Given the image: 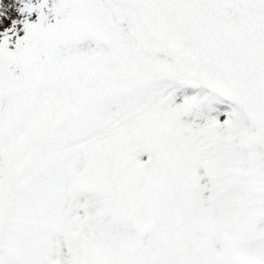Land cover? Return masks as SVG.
Segmentation results:
<instances>
[{
	"label": "snow or ice",
	"instance_id": "1",
	"mask_svg": "<svg viewBox=\"0 0 264 264\" xmlns=\"http://www.w3.org/2000/svg\"><path fill=\"white\" fill-rule=\"evenodd\" d=\"M0 264H264V0H0Z\"/></svg>",
	"mask_w": 264,
	"mask_h": 264
}]
</instances>
